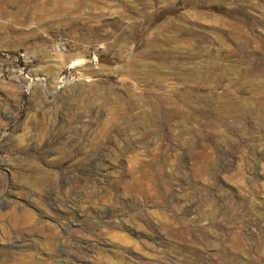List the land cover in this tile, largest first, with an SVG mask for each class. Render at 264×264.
<instances>
[{
  "label": "rangeland",
  "instance_id": "obj_1",
  "mask_svg": "<svg viewBox=\"0 0 264 264\" xmlns=\"http://www.w3.org/2000/svg\"><path fill=\"white\" fill-rule=\"evenodd\" d=\"M0 264H264V0H0Z\"/></svg>",
  "mask_w": 264,
  "mask_h": 264
},
{
  "label": "built area",
  "instance_id": "obj_2",
  "mask_svg": "<svg viewBox=\"0 0 264 264\" xmlns=\"http://www.w3.org/2000/svg\"><path fill=\"white\" fill-rule=\"evenodd\" d=\"M19 56L22 57V58H24L23 60L25 61V54L20 53ZM19 56H14V57H15V59H19ZM36 80L37 81H40L39 78H36ZM43 80H44V78H43ZM31 82L33 83V79H30V83L23 84V87L25 88V93H27V94H30V92H31V89H32Z\"/></svg>",
  "mask_w": 264,
  "mask_h": 264
},
{
  "label": "bare ground",
  "instance_id": "obj_3",
  "mask_svg": "<svg viewBox=\"0 0 264 264\" xmlns=\"http://www.w3.org/2000/svg\"><path fill=\"white\" fill-rule=\"evenodd\" d=\"M197 8V7H196ZM195 8V9H196ZM21 244H23V243H21ZM20 244V242L19 243H17V245L15 246V247H17L16 249H18V250H21L24 246L23 245H21ZM14 250V249H13ZM56 251V250H55Z\"/></svg>",
  "mask_w": 264,
  "mask_h": 264
}]
</instances>
